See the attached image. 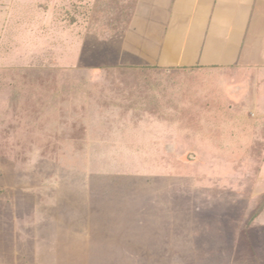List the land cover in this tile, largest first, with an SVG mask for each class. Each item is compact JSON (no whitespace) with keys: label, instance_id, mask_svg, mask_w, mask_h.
<instances>
[{"label":"rangeland","instance_id":"rangeland-1","mask_svg":"<svg viewBox=\"0 0 264 264\" xmlns=\"http://www.w3.org/2000/svg\"><path fill=\"white\" fill-rule=\"evenodd\" d=\"M135 3L0 0V264H264V69L144 62Z\"/></svg>","mask_w":264,"mask_h":264},{"label":"crops","instance_id":"crops-1","mask_svg":"<svg viewBox=\"0 0 264 264\" xmlns=\"http://www.w3.org/2000/svg\"><path fill=\"white\" fill-rule=\"evenodd\" d=\"M133 10L124 50L146 63L224 69L245 66L254 55L264 69V0H137ZM241 76L254 82L241 83L236 96L248 95L255 83L260 99L264 73Z\"/></svg>","mask_w":264,"mask_h":264},{"label":"trees","instance_id":"trees-1","mask_svg":"<svg viewBox=\"0 0 264 264\" xmlns=\"http://www.w3.org/2000/svg\"><path fill=\"white\" fill-rule=\"evenodd\" d=\"M137 3V0H136ZM135 3V5H136ZM133 15V13H132ZM131 15V18H132ZM264 212V197L262 199V201L259 203L257 209L255 210V212L253 213L252 217L249 220L244 221L240 227H239V232H240V244L243 248H245L246 250H252L253 248V238H252V222L253 220L259 218V216L262 215V213Z\"/></svg>","mask_w":264,"mask_h":264}]
</instances>
